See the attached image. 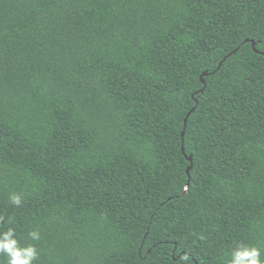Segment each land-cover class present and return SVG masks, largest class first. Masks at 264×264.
I'll return each instance as SVG.
<instances>
[{
	"label": "trees",
	"instance_id": "16d2710c",
	"mask_svg": "<svg viewBox=\"0 0 264 264\" xmlns=\"http://www.w3.org/2000/svg\"><path fill=\"white\" fill-rule=\"evenodd\" d=\"M0 217L33 264L264 260V0H0Z\"/></svg>",
	"mask_w": 264,
	"mask_h": 264
},
{
	"label": "clouds",
	"instance_id": "9594fccd",
	"mask_svg": "<svg viewBox=\"0 0 264 264\" xmlns=\"http://www.w3.org/2000/svg\"><path fill=\"white\" fill-rule=\"evenodd\" d=\"M9 201L12 205L19 207L22 204L21 195L13 193L9 196ZM2 219L0 217V220ZM28 235L33 241L40 239L38 231H31ZM15 237L16 233L13 228L0 232V255L7 258V264H33L38 258L37 249L33 245L21 247ZM226 264H264V260H261V249L237 244Z\"/></svg>",
	"mask_w": 264,
	"mask_h": 264
},
{
	"label": "water",
	"instance_id": "95a60500",
	"mask_svg": "<svg viewBox=\"0 0 264 264\" xmlns=\"http://www.w3.org/2000/svg\"><path fill=\"white\" fill-rule=\"evenodd\" d=\"M245 43H250V45H251L253 51L256 52V49H255V45H256V44H255L253 41H245ZM236 52H237V50H235L232 54H235ZM230 55H231V54H230ZM230 55H228V57H229ZM219 66H221V64H220ZM203 75H205V74H203ZM200 78H201V77H200ZM201 83L204 84V81L201 80ZM201 92H203V90H201L200 93H201ZM196 94H198V93H196ZM195 103H196V101H195ZM193 111H194V109L191 110V111L187 114V116H186V118H185V120H184L183 131H182V134H181V137H182V138H183V136H184V129H185V127H186L188 117L190 116V114H191ZM182 154L185 155L183 149H182ZM185 157H186V156H185ZM186 161L189 163V166H188V168L186 169V175H187L188 180H189V173H190V171H191V169H192V157H191V156L186 157ZM187 188H188V186H186V187L184 188L182 194L185 193V191L187 190Z\"/></svg>",
	"mask_w": 264,
	"mask_h": 264
}]
</instances>
